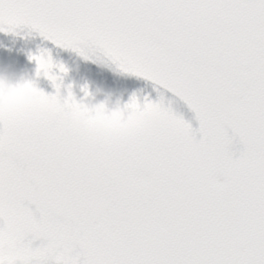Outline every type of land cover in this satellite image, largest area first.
Masks as SVG:
<instances>
[{
  "label": "snow or ice",
  "instance_id": "6c2138e0",
  "mask_svg": "<svg viewBox=\"0 0 264 264\" xmlns=\"http://www.w3.org/2000/svg\"><path fill=\"white\" fill-rule=\"evenodd\" d=\"M25 28L151 82L160 123L86 131L68 69L31 55L60 116L0 111V264H264V0H0Z\"/></svg>",
  "mask_w": 264,
  "mask_h": 264
},
{
  "label": "clouds",
  "instance_id": "9594fccd",
  "mask_svg": "<svg viewBox=\"0 0 264 264\" xmlns=\"http://www.w3.org/2000/svg\"><path fill=\"white\" fill-rule=\"evenodd\" d=\"M42 78L46 79V73L38 72L37 65L35 75L17 73L10 67L0 66V111L10 113L37 111L44 119L57 120L60 113L45 104L39 94L41 89L38 81ZM61 84V95L70 96L72 101L68 114L86 131L118 139L131 136L141 128L148 129L160 123L159 113L145 106L144 99L141 100L136 95L133 96L138 98V102L132 106V98L128 102L114 99L112 94L94 92L87 84L80 86V94L77 93V85L74 83L65 84L62 79Z\"/></svg>",
  "mask_w": 264,
  "mask_h": 264
},
{
  "label": "rangeland",
  "instance_id": "374dc122",
  "mask_svg": "<svg viewBox=\"0 0 264 264\" xmlns=\"http://www.w3.org/2000/svg\"><path fill=\"white\" fill-rule=\"evenodd\" d=\"M17 33H21L18 31ZM1 39L5 41H9L13 39L10 35L3 36ZM2 66L10 67L12 70L16 71L15 64L12 61L2 60ZM95 65V64H93ZM88 77L87 80L81 82V86L83 84L90 85L91 89L95 91H101L104 94H112L114 99H122L124 102H128L133 95L138 96L141 100L144 97H150L152 100H158L159 94L155 90L156 86L151 84V82L145 81L142 78L126 75L121 73L116 69L115 65H112L109 62L104 61L102 63V69L98 74H94L92 77ZM32 75H35L32 74ZM71 73L67 72L66 75L63 76V80H65V84L72 83ZM95 79V83L92 84L90 82L91 79ZM38 86L41 90L46 92L47 94H55V88L52 86L51 82L47 79H41L38 81ZM80 88V87H79ZM161 91H164L161 89ZM123 93V94H121ZM80 94V93H78ZM66 95V93H65ZM168 101L171 102V106L177 115L182 116L186 122H188L192 129L197 133V139H200L199 136V120L196 117V114L188 108L183 101H180L179 98L173 96L171 93H165ZM103 98V97H101Z\"/></svg>",
  "mask_w": 264,
  "mask_h": 264
},
{
  "label": "bare ground",
  "instance_id": "6f19581e",
  "mask_svg": "<svg viewBox=\"0 0 264 264\" xmlns=\"http://www.w3.org/2000/svg\"><path fill=\"white\" fill-rule=\"evenodd\" d=\"M18 31L21 33L0 32V61H12L15 64L17 73L34 74L36 64L30 60V56L38 53L41 49H45L52 52L57 63L65 65L68 72L71 73L72 83L77 85L76 91L79 93L81 82L87 80L91 76L90 73L93 77L102 69V63L104 62L102 60H86L76 52L57 48L50 41L27 28ZM10 34L13 39L9 41L1 39L3 36ZM90 82L94 84L95 79L92 78Z\"/></svg>",
  "mask_w": 264,
  "mask_h": 264
}]
</instances>
